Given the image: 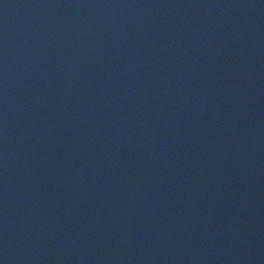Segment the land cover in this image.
<instances>
[{
    "label": "water",
    "instance_id": "95a60500",
    "mask_svg": "<svg viewBox=\"0 0 264 264\" xmlns=\"http://www.w3.org/2000/svg\"><path fill=\"white\" fill-rule=\"evenodd\" d=\"M117 0H0V264H102Z\"/></svg>",
    "mask_w": 264,
    "mask_h": 264
}]
</instances>
